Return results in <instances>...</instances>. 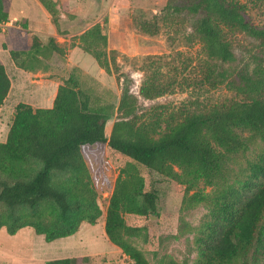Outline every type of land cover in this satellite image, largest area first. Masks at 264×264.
Segmentation results:
<instances>
[{
    "label": "trees",
    "instance_id": "1",
    "mask_svg": "<svg viewBox=\"0 0 264 264\" xmlns=\"http://www.w3.org/2000/svg\"><path fill=\"white\" fill-rule=\"evenodd\" d=\"M12 1L0 0V21L10 17ZM40 1L56 21V2ZM175 9L195 17L191 36L202 45L203 58L195 67L181 61L182 70L178 65L179 52L158 55L146 62L139 95L126 90L110 135L107 125L111 111L92 104L75 73L59 85L52 107L35 108L26 102L16 105L7 138L0 141V205L6 209L0 214V230L5 227L15 234L30 226L51 242L77 233L83 222L95 224L102 209L83 146L107 144L132 162L122 169L116 181L106 213V234L137 264H149L127 240L138 229L128 226L124 216L157 210L158 193L153 185L147 186L142 171L180 179L189 188L200 180L211 183L224 172L231 155L244 146L238 130L264 131V78H253L236 69L238 56L223 31V26L228 27L264 46V24L252 22L242 0H193ZM21 27L7 31L15 61L30 52L47 55L50 45L60 50L54 37L45 45L26 22ZM142 28L150 34L158 31L157 24L150 21H145ZM79 46L107 71L112 64L118 66L114 49L108 50L109 37L101 25L86 29ZM185 70L196 74L198 86L214 89L226 83L234 96L196 102L167 116L156 114L144 119L138 111L139 97L152 100L164 95L178 73L182 75ZM11 84L5 65L0 62V107ZM32 162L41 167L30 174L28 167ZM62 174L70 176L62 180ZM137 194L144 196V203H139ZM212 207V216L196 239L198 264H232L257 243L264 263V155L251 162L244 183L213 199ZM85 259L55 258L46 264H80Z\"/></svg>",
    "mask_w": 264,
    "mask_h": 264
},
{
    "label": "rangeland",
    "instance_id": "2",
    "mask_svg": "<svg viewBox=\"0 0 264 264\" xmlns=\"http://www.w3.org/2000/svg\"><path fill=\"white\" fill-rule=\"evenodd\" d=\"M50 1L61 6L56 21L52 19L61 34L59 39L54 37L60 50H55L49 44L47 55L30 52L15 61L10 52L13 46L9 34L0 32V55L9 61L7 66L14 81L12 94L5 109L0 111V141L7 138L14 116L13 109L18 102L31 103L35 98L34 107L51 104L48 100L44 102V98L53 99L57 84L38 88L41 79L64 82L75 73L81 87L90 95L92 104L106 106L111 111L112 117L107 125V133L110 135L126 90L139 95L146 62L158 55L179 52L178 65L182 70L184 62H190L191 67H195V63L203 58L202 45L191 36L195 17L177 13L175 9L177 5H185L193 0ZM242 1L246 4V13L252 22L263 25L264 0ZM20 10L14 7L13 1L10 3V15L18 27L22 28ZM145 21L157 24L156 34L143 30L142 24ZM95 24L101 25L102 32L108 35V50L114 49L117 56L118 66L112 64L110 71L102 68L90 53L79 46L81 34ZM223 31L238 56L236 69L249 73L253 78H264V46L228 27L223 26ZM51 37L44 35L43 43L47 45ZM12 67L17 69V75L11 72ZM162 69L167 71L166 67ZM182 72V75L178 73L177 80L164 95L152 100L139 97L138 111L144 119L156 114L167 116L186 106H193L196 102L215 101L235 94L226 83L214 89L198 86L194 79L196 74L190 75L186 70ZM238 133L244 146L231 155L224 172L211 183L200 180L189 188L180 179L154 171H142L147 186L153 185L158 193L157 210H149L145 215L125 213L124 216L128 226L138 229L127 240L143 253L149 264H164L166 261L178 264L199 263L196 239L202 234V225L212 216V200L232 188L240 187L248 178L251 162L264 155V131L246 129L238 130ZM83 155L102 209L97 222H83L78 231L82 236L76 240L65 237L51 242L30 226L15 234H10L4 227L0 230V264H45L49 259L69 256L63 250L65 246L74 244L82 245L81 253L90 254L80 264H130L133 259L106 234L105 222L116 181L132 159L102 143L83 146ZM40 167L39 163H30V174ZM69 176L62 174L60 178L64 180ZM136 196L139 203H144L142 194ZM5 211L4 206L0 205V214ZM262 261V248L257 243L248 253L235 258L232 264H264Z\"/></svg>",
    "mask_w": 264,
    "mask_h": 264
},
{
    "label": "crops",
    "instance_id": "3",
    "mask_svg": "<svg viewBox=\"0 0 264 264\" xmlns=\"http://www.w3.org/2000/svg\"><path fill=\"white\" fill-rule=\"evenodd\" d=\"M13 5L15 8L21 9L20 10V12H21L20 18L23 19V22H26L28 24L29 29L36 32L41 38H43L44 35L57 37V39L60 38L61 34H59V30H58L57 25L53 22L51 14L49 13L47 8L42 4V2L40 0H13ZM57 8H59V9L61 8L60 4H57ZM16 18L19 19L18 17H16ZM3 57L4 56L0 55V62L5 65L6 70H7L8 74L11 78L12 84H11L10 92H9L4 104L0 107V111L5 109L6 102H7L8 98H10V95L12 94V90L14 87V81H13L12 75L10 74L8 66H7L10 63L8 60H6ZM11 72L14 73L13 75L18 74L17 69H15L14 67L11 68ZM46 74L47 73H45V76H46ZM50 80L51 79H49V78L41 79L40 80L41 86L38 87V88H41L42 86H45V85L57 84L56 89L52 88V89H54L53 99L51 100L48 98H44L45 99L44 102L50 101L51 104L46 105L44 107H52L53 106L54 99H55L57 91H58V87L61 83H63V82H58V81L56 82L54 80H53V82H51ZM13 100H15V98ZM36 100L38 101V97ZM20 102H24V101H20ZM20 102H18V103H20ZM26 103H29L34 107V105H36L35 98H34V102H31V103L26 102ZM15 107L16 106H14L13 111H15ZM35 108H38V107H35ZM81 236L82 235H80V232L79 233L77 232L71 236H67V238L76 240V239L80 238ZM63 238H65V237H63ZM63 238H61V239H63ZM74 240H72V241H74ZM67 246H65L66 248L63 250L64 253L69 254V256H67V257H78V256H86V255L89 256L90 255L87 253L86 254L81 253L82 249H83L82 245L74 244L72 246L71 245H67Z\"/></svg>",
    "mask_w": 264,
    "mask_h": 264
},
{
    "label": "built area",
    "instance_id": "4",
    "mask_svg": "<svg viewBox=\"0 0 264 264\" xmlns=\"http://www.w3.org/2000/svg\"><path fill=\"white\" fill-rule=\"evenodd\" d=\"M18 23L11 16L4 20L0 21V32L7 33L8 29L11 27H18ZM130 264H137L134 260L130 261Z\"/></svg>",
    "mask_w": 264,
    "mask_h": 264
}]
</instances>
